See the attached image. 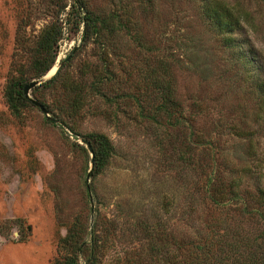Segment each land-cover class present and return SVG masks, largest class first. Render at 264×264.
Wrapping results in <instances>:
<instances>
[{"label":"rangeland","instance_id":"obj_1","mask_svg":"<svg viewBox=\"0 0 264 264\" xmlns=\"http://www.w3.org/2000/svg\"><path fill=\"white\" fill-rule=\"evenodd\" d=\"M83 1L124 25L85 43L84 25L69 22L73 0H0V264H181L219 237V221L264 232L256 216H241L264 212V0ZM209 1L240 17L234 47L212 29ZM53 27L63 37L39 78L34 51ZM20 79L39 82L32 98L57 116L80 85L88 96L74 132L39 108L15 116L6 89ZM166 81L178 100L170 123L183 125L142 117ZM91 135L115 150L96 176L82 142ZM70 234L87 241L80 252L65 246Z\"/></svg>","mask_w":264,"mask_h":264},{"label":"trees","instance_id":"obj_2","mask_svg":"<svg viewBox=\"0 0 264 264\" xmlns=\"http://www.w3.org/2000/svg\"><path fill=\"white\" fill-rule=\"evenodd\" d=\"M206 3V15L209 19L212 29H214L218 35L223 37L224 43L226 45L234 47L236 40L232 36L238 30L243 29L241 28L240 17L234 16L231 12V9L225 8L220 2H217L213 5H211L210 1L209 3ZM71 7L69 22L72 23V19L75 18L79 20V27L84 25L82 41L85 43L91 40L93 36H101L100 34H102L103 30L105 29L111 30V27L121 28L124 25L121 23V19H119L117 16L113 17V19L116 21H112L111 19H105L95 15V13L88 9L83 0H73ZM63 8L65 10L66 6ZM62 37L63 31L61 28L53 27L45 31L42 34L40 40L37 42V46L34 51L32 68L39 78L45 76L47 72L53 67L58 53L59 42L62 40ZM69 62L70 59L64 60L61 64L62 68L66 67ZM62 68L59 74L49 81L47 86L53 85L58 81L62 72ZM168 82L169 81H166L165 83L167 84L164 86L160 84L155 85L158 88V95L155 97L158 99V105L156 106L154 113L142 115L144 119H149L152 121L155 126L161 124L159 119L164 116L167 118L169 124H173L170 123L173 119L171 108L178 105V100L175 93L172 91V85H170ZM30 83L32 82H28L26 79H20L15 83H11L6 89L7 103L12 113L17 117L26 108H37L32 103V101L25 96L24 93L25 87ZM257 88L260 92L262 91L264 93V83H260ZM70 92L74 97V100L67 110L58 116L52 113L53 111L50 112V109L45 103H40L45 106L49 114L53 115L51 119L47 117L49 123L56 125L58 124L57 122H59L74 132V129L70 127L69 123L84 110V103L86 102L88 93L83 90L80 85H71ZM154 95L155 93L153 96ZM261 107L264 108V96L261 98ZM183 120L184 117L182 119L176 120L173 126L178 124L183 125ZM90 138L88 142L91 144L95 154L94 175L96 176L106 165H108L111 157L115 153V150L111 140H109L104 135H91ZM206 193L208 196L205 198L208 199L209 192ZM263 199L264 196L261 201V205L264 206ZM215 204L217 207H222L221 205L223 203L216 202ZM241 216H256L257 223L264 225V212L261 209L250 211L246 210L244 212L242 211ZM213 227L218 229L219 237L214 238L213 241L210 243L208 242L203 246L194 245L192 250H189L188 255L185 256V260L183 259L181 264H264V232L259 234H251L246 232L243 227L230 226L227 221H219L217 224L213 225ZM222 230L224 232L220 233ZM154 234H156L155 231L153 235ZM154 239L155 237H153L152 241ZM78 240V237L73 238L72 234H70L67 239L64 240V243H66L65 246L69 245V247L72 248V251L76 253L80 252L82 250V246L87 244L86 240H83L80 244L78 243ZM70 241L73 243L69 244ZM150 243L151 242H149V244ZM91 244H93V242ZM151 245V252L154 256H158L156 242H154V244L151 243ZM164 245H166L167 249L169 241L167 240L166 244L164 242ZM216 245L220 250L219 255H215L216 253L214 251V247ZM90 248L97 250L98 241L96 238L94 244L91 245ZM231 260H233V263L229 262ZM73 261L74 259L72 260V263Z\"/></svg>","mask_w":264,"mask_h":264},{"label":"water","instance_id":"obj_3","mask_svg":"<svg viewBox=\"0 0 264 264\" xmlns=\"http://www.w3.org/2000/svg\"><path fill=\"white\" fill-rule=\"evenodd\" d=\"M61 68H62V65L59 68H56L55 72L50 76L51 79H53L54 77H56L59 74V72L61 71ZM39 85H40L39 82L35 81V82L30 83L28 86H26L25 90H24L25 96L28 99H30L32 101V103L37 108H39L48 118L51 119V116L49 115V112L45 108V106H43L39 101L33 99L32 96H31V92L33 91V89H35ZM82 142H83V144L86 145V147L88 148L89 152L91 153V155H92V164L94 165V163H95V154H94V150H93L91 144L88 141H85V140H83Z\"/></svg>","mask_w":264,"mask_h":264},{"label":"bare ground","instance_id":"obj_4","mask_svg":"<svg viewBox=\"0 0 264 264\" xmlns=\"http://www.w3.org/2000/svg\"><path fill=\"white\" fill-rule=\"evenodd\" d=\"M54 72H52L51 74H53Z\"/></svg>","mask_w":264,"mask_h":264}]
</instances>
